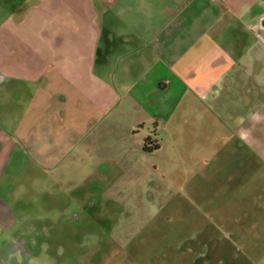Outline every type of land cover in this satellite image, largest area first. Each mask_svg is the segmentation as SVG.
<instances>
[{
	"label": "rangeland",
	"instance_id": "1",
	"mask_svg": "<svg viewBox=\"0 0 264 264\" xmlns=\"http://www.w3.org/2000/svg\"><path fill=\"white\" fill-rule=\"evenodd\" d=\"M26 1L35 2L0 0V29L21 14L13 4ZM262 10L264 24V0ZM251 45L233 56L236 83L228 77L202 99L171 92L178 107L150 124L151 154L129 149L135 135L108 126L105 114L90 120L63 84L48 90L38 143L16 150L9 174L12 234L37 249L30 264H240L246 251L247 264H259L264 129L254 137L261 147L240 133L242 116H264V45ZM10 98L1 83L2 120L5 112L20 116ZM137 135L143 147L149 135ZM84 205L95 207L96 226L63 223Z\"/></svg>",
	"mask_w": 264,
	"mask_h": 264
},
{
	"label": "crops",
	"instance_id": "2",
	"mask_svg": "<svg viewBox=\"0 0 264 264\" xmlns=\"http://www.w3.org/2000/svg\"><path fill=\"white\" fill-rule=\"evenodd\" d=\"M248 1L35 0L5 21L0 84L21 111L0 118V254L23 236L12 234L18 220L11 160L20 147L37 145L48 90L63 84L92 112L90 120L105 114L108 126L135 135L129 149H143L138 132L149 138L150 124L174 116L171 92L180 88L182 97L191 92L202 99L221 90L228 77L236 80V52L250 42L264 45L263 0ZM240 127L243 140L260 146L254 137L263 133L262 113L242 116Z\"/></svg>",
	"mask_w": 264,
	"mask_h": 264
},
{
	"label": "flooded vegetation",
	"instance_id": "3",
	"mask_svg": "<svg viewBox=\"0 0 264 264\" xmlns=\"http://www.w3.org/2000/svg\"><path fill=\"white\" fill-rule=\"evenodd\" d=\"M8 1V0H6ZM15 2L13 4V10L16 13H21L23 14L27 9L28 6L30 5L27 1L26 2ZM151 143V142H148ZM147 143V148H149V144ZM145 145V144H144ZM152 146L154 147V144L152 143ZM144 149V148H143ZM145 150V149H144ZM146 151V150H145ZM88 205V204H87ZM86 205V206H87ZM85 205L79 209L77 207L70 219L66 218L64 222L68 223V221L76 228L79 230H83L85 227H88L91 225H97L98 224V219L95 217V212H94V206L92 207H86ZM86 214V215H85ZM259 239L258 241V249L259 251L261 248L264 250V231L259 233ZM32 242V241H31ZM27 238L24 236L19 237L18 239H14L11 242H8L5 245V248L3 249V253L1 254V260L3 261V264H30L31 260L35 256L36 258V251L34 254V251L32 249V244ZM215 243V242H214ZM216 244V243H215ZM37 248V246H36ZM257 256V262L259 264H264V253H259L258 252ZM222 258V256H221ZM248 253L247 251L241 258V263L240 264H247L248 260ZM203 261V259H202ZM201 262V261H200ZM202 263V262H201ZM61 264H66V263H61ZM231 264V263H228Z\"/></svg>",
	"mask_w": 264,
	"mask_h": 264
},
{
	"label": "trees",
	"instance_id": "4",
	"mask_svg": "<svg viewBox=\"0 0 264 264\" xmlns=\"http://www.w3.org/2000/svg\"><path fill=\"white\" fill-rule=\"evenodd\" d=\"M151 140H152V138L149 137V138L146 140V142H145L144 149L146 150V152H151V150H149V148H147V143H148V142H151ZM154 146H156V144H155Z\"/></svg>",
	"mask_w": 264,
	"mask_h": 264
}]
</instances>
